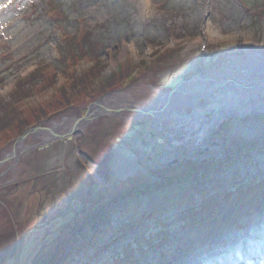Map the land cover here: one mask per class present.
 <instances>
[{
	"label": "rangeland",
	"instance_id": "1",
	"mask_svg": "<svg viewBox=\"0 0 264 264\" xmlns=\"http://www.w3.org/2000/svg\"><path fill=\"white\" fill-rule=\"evenodd\" d=\"M143 1L0 0V109L17 79L47 65L57 85L48 88V79L40 82L38 75L42 91L16 106L30 128L41 112L50 127L84 116L108 94L148 103L180 86L189 88V81L214 87L222 111L229 98L258 84L243 71L252 56L264 58V0ZM204 29L210 38L198 42ZM83 46L96 53L84 55ZM91 61L103 67L100 77L67 105L63 91H73L70 74L86 73ZM120 73H128L123 82ZM205 101L198 99L200 105ZM204 111L206 120L218 112ZM151 124L149 116L124 112L98 117L72 141L46 147L39 138H27L24 146L34 148L21 151L13 166L0 165V264L44 262L59 238L105 200L175 177L112 222L116 232L108 234L103 248L95 242L69 264H200L207 259L200 255L221 244L236 247L244 241L250 251L264 248V111L219 123L206 145L194 149L201 156L178 163L179 156L191 154L172 148L171 141L190 136L170 133L173 126L166 120L161 128L169 140ZM17 134L12 127L0 135V162ZM219 161L220 171L203 177L202 170ZM199 178L203 183L197 186Z\"/></svg>",
	"mask_w": 264,
	"mask_h": 264
},
{
	"label": "trees",
	"instance_id": "2",
	"mask_svg": "<svg viewBox=\"0 0 264 264\" xmlns=\"http://www.w3.org/2000/svg\"><path fill=\"white\" fill-rule=\"evenodd\" d=\"M69 38L68 36L65 38ZM68 40V39H67ZM85 50L82 49V52L84 55L90 56L89 53H91V50L96 53L95 49L84 47ZM79 49V48H78ZM76 49V50H78ZM92 54V53H91ZM74 56V53H72V57ZM94 57V56H91ZM69 57L67 56L64 58V61L68 60ZM82 60H88L87 58H83ZM90 61V60H89ZM94 63V66H92L86 73H83L81 75H75L74 72L70 74L71 82H72V93L68 94L63 91V99L67 105L70 104V98L72 96H77L80 94L86 93V87L87 85L95 80L98 79L102 73L103 67L98 66L95 68V65L97 64L96 61H91ZM73 64V63H72ZM69 65H71L69 61ZM47 68H41V71L34 70L32 73L28 74L22 79H17L15 81V85L13 89L10 90L9 93H11V97L9 95L8 102L2 103V108L0 109V135L2 133H5L6 131L10 130L12 127H15L18 130L17 136L20 137L27 129H29L31 126L27 123L23 122L22 119L20 120V114L16 111V106L20 105V103L24 102L25 100L33 98L34 94L38 91H42L38 89L39 86L37 81V76L40 77V82L44 81V77L48 79L49 84L48 88L55 87L58 83V80L55 76H51L53 80H51L50 77V68L52 66L47 65L45 66ZM75 65H71V70L73 71V68ZM62 70H66V68H63ZM57 74H60L59 71L56 72ZM44 74V75H43ZM86 74V75H85ZM126 74H118L117 78L119 82H123L127 76ZM113 79V77H112ZM112 79L110 81H112ZM118 82V83H119ZM111 84H106L105 87H110ZM78 87V88H77ZM104 90V87L100 88V91ZM65 92V93H64ZM47 116L44 115L43 112L40 113V115L35 116L34 118V126L38 125L42 121L46 120ZM33 126V125H32ZM193 165V164H192ZM205 170H202L203 177L205 176L206 172L208 174L220 171L221 169V162L219 161L216 163V165L212 168L209 166L205 167ZM195 168L194 170H196ZM193 170V168H192ZM188 177V176H187ZM176 178V177H175ZM175 178H166L163 180L164 184L168 187L170 182H173ZM91 179V178H90ZM89 179V180H90ZM146 182V181H141ZM202 178H199V180L196 181V185H201ZM144 184V183H143ZM138 185V187H129L125 190H122L116 195H113L108 200H105L103 204L99 205L98 207L92 209L91 211L87 212L86 214L82 215V217L79 219V221L76 222V224L73 225V228L69 229L68 234L63 235L59 238L57 243L54 245L51 252L46 257V260L44 259V262H40L39 264H69L74 256H79L84 254L90 247L95 243L98 242V248H103L106 244V238L109 236L108 234H115L117 225L114 227L112 222H118L122 215H126L130 212V210L134 209V205L144 202L146 200H149L151 194L150 193H156L161 191L165 185L161 183H156L152 185ZM101 237H104L101 238ZM109 238V237H108ZM100 250V249H99Z\"/></svg>",
	"mask_w": 264,
	"mask_h": 264
},
{
	"label": "bare ground",
	"instance_id": "3",
	"mask_svg": "<svg viewBox=\"0 0 264 264\" xmlns=\"http://www.w3.org/2000/svg\"><path fill=\"white\" fill-rule=\"evenodd\" d=\"M143 1V0H141ZM145 1H143L144 3ZM146 4V2H145ZM147 5V4H146ZM1 15V14H0ZM208 27V26H207ZM203 38H210V33L207 29H204L202 32V38L198 42L202 41ZM248 75H251L253 79H257L259 83L260 92H258L255 95H250L248 92L242 93L241 96L238 94L239 97L229 98L228 102H226L228 105L227 109L222 111H219L217 109L218 103H220V97L217 93V90L214 87H206L208 83H203V85H200L198 82L195 81H189L190 84L189 88H184L183 86L176 90V93H174L171 98L169 99L166 109L164 111V96L160 95V97L150 100L148 103L146 102H138L132 99L129 95H114L112 97H109L107 101L108 107H115V106H121V107H131V106H137L141 108H149L150 110L161 113V120L157 124L160 127L162 126V122L164 120L173 119L176 121L183 122L184 119L182 116L185 113V109L188 106L194 107L193 115L196 117L197 112L199 113L201 110L206 108H211L212 110H215L218 115H220V118L212 117L209 120H206V118H203L201 121H196L191 127L187 128L188 131H186L185 126L189 125V123H181L184 127L178 126L174 131L178 132V130L184 129V133L186 135H180L181 137L190 136L189 139L183 138L182 141H171L173 145L178 147H183L186 151L185 153L194 154L195 146H199L200 143H204L208 136L218 127V124L225 118L226 115H228L230 112L235 111L237 112H247L249 110H255L257 113L262 111L264 108V59L257 58L252 56L251 62L248 63L246 66V69L243 71V76L248 77ZM242 76V77H243ZM255 79V80H256ZM205 98L206 104L201 107L198 103L199 98ZM258 99H253V98ZM232 102V104H230ZM106 104V103H104ZM217 109V110H216ZM189 115V114H188ZM151 118V117H150ZM152 119V118H151ZM70 124V123H69ZM68 124V127L70 126ZM173 134V133H172ZM192 134V135H191ZM45 138V137H43ZM170 140L169 136H166ZM195 141V144H194ZM162 143V141H160ZM191 142V143H189ZM203 145V144H202ZM172 146V145H171ZM189 148V149H187ZM199 149V148H198ZM197 156L199 153H196ZM202 155V154H201ZM122 171V170H121ZM261 232V231H260ZM259 232V233H260ZM255 233V232H254ZM264 233V232H263ZM248 243V242H247ZM246 243V244H247ZM245 244V245H246ZM239 247V248H238ZM250 244L248 248H244V243L239 242V244L230 250V247L226 248V251L228 256L225 258V260L220 257L221 259L217 262H213L212 264H264V251L260 248V251H250ZM231 251V252H230ZM253 260V261H252ZM256 261V263L254 262ZM250 261V263H249Z\"/></svg>",
	"mask_w": 264,
	"mask_h": 264
},
{
	"label": "water",
	"instance_id": "4",
	"mask_svg": "<svg viewBox=\"0 0 264 264\" xmlns=\"http://www.w3.org/2000/svg\"><path fill=\"white\" fill-rule=\"evenodd\" d=\"M262 59H264V58H262ZM257 82H258V84H255L254 87L249 90L248 94H250L251 96L255 95L261 91L260 88L258 87L260 82L258 80H257ZM174 93H176V90L172 91L170 93H167V94H162L164 96V102H165L164 111L166 109V106H167L169 99L171 98V96ZM114 95H118V94L105 95L101 99H99V100L95 101L94 103H92L91 105H89L84 116H78V118L73 119V120L64 118V119H62V121L59 124L51 123L50 127H46V125H49V120H44L41 123H39L38 125L26 130L20 137H18L14 141V143L12 145L11 152L5 156L4 160L0 162V165L11 161L12 166H13L16 163L20 154L22 153L21 151H23V152L29 151L30 149L34 148V147H25L24 146L25 141L30 136L39 138L40 144L45 145L46 147L49 144L56 142V141H61V140L72 141L71 136L73 134H76L79 130L85 129V127L87 125H89L90 123L95 121L98 117H101V116L114 117V116H118L119 114L124 113V112L133 113L137 117H140V116L141 117L142 116L151 117L152 118V124H151L152 127L156 128L158 131H160L164 135V137L168 136V135H166L164 130L159 125H157L161 120L160 119L161 113H156V112L150 110L149 108H141V107H137V106H131V107H121V106L112 107L111 106V107H108L107 104L109 101H107V100L109 97H112ZM104 103H106V104H104ZM242 111L243 112H237V113H235V111L230 112L228 115L225 116V118L221 122H223L226 119H230V118L233 119V118H240V117L241 118L251 117L254 114H257V112L255 110H249L247 112H244V110H242ZM263 111H264V108L261 112H263ZM218 114L215 113L214 117H216ZM183 115L184 116H182V117H183L184 121L190 120L192 118V114H190V115L183 114ZM216 118H220V115H218ZM68 124L70 125L69 127H68ZM182 127H184V126H182ZM43 137H45V138H43ZM204 145H206V144H204ZM195 148H197V147H195ZM187 149H189V148H187ZM204 150H206V148ZM182 151H186V150L183 148ZM201 154L202 153H199L200 156H201ZM196 156H197L196 153H194L193 155L191 154V156L187 159L179 156L180 160H177L174 163H178V162L185 161V160H194Z\"/></svg>",
	"mask_w": 264,
	"mask_h": 264
},
{
	"label": "flooded vegetation",
	"instance_id": "5",
	"mask_svg": "<svg viewBox=\"0 0 264 264\" xmlns=\"http://www.w3.org/2000/svg\"><path fill=\"white\" fill-rule=\"evenodd\" d=\"M200 105V104H199ZM201 107H203L204 105H200ZM189 109H190V113L189 114H193V110H194V107H191V106H189ZM207 109V108H206ZM205 109H203V111L201 110L199 113L197 112V117L195 116V115H193V117L190 119V120H185V121H183L184 123L186 122V123H189V125H186L185 126V129H186V131H188L187 130V128H189V127H191L196 121H201L203 118H205L204 117V111ZM142 117H144V116H142ZM151 119V118H150ZM152 120V119H151ZM168 120H170V122H171V124H172V126L173 127H171V128H169L170 129V133H175V131H174V129L175 128H177L178 126H182L183 124H181V123H183V122H181V121H176V120H173V119H168ZM164 121H166V120H164ZM163 121V122H164ZM178 131H180V133H182L184 130H178ZM149 136H151L150 135V133H149ZM175 136H177V134H175ZM188 139V138H187ZM183 139H181L180 141H182ZM189 143H191V142H189ZM171 144L173 145V143L171 142ZM194 144H195V141H194ZM175 145H178V144H175ZM175 145H173L172 146V148H175V147H178V146H175ZM196 145V144H195ZM200 146H202V143H200V145L199 146H197V147H200ZM196 147V146H195ZM180 148V150H182V148L183 147H179Z\"/></svg>",
	"mask_w": 264,
	"mask_h": 264
}]
</instances>
